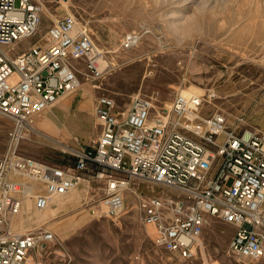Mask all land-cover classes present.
<instances>
[{"label":"built area","instance_id":"obj_1","mask_svg":"<svg viewBox=\"0 0 264 264\" xmlns=\"http://www.w3.org/2000/svg\"><path fill=\"white\" fill-rule=\"evenodd\" d=\"M41 20L37 0H0V114L13 124L0 157V264H57L32 260V252L54 233L43 227L17 230V219L27 199L43 210L75 189L84 172L95 170L105 181L99 205L107 216L123 208L134 179L175 193L152 194L141 204L143 221L156 228L166 250L193 255L207 218L214 216L236 226L233 252L251 260L264 257V131L228 128L219 112L201 117L203 97L197 93H178L161 110L151 97L137 95L126 112L112 97L100 96L101 134L73 153L72 164L21 151L34 117L79 88L81 64L93 78L103 73L102 52L73 14L55 20L45 42L15 55L6 49L37 34ZM133 37L125 38L126 47Z\"/></svg>","mask_w":264,"mask_h":264},{"label":"rangeland","instance_id":"obj_2","mask_svg":"<svg viewBox=\"0 0 264 264\" xmlns=\"http://www.w3.org/2000/svg\"><path fill=\"white\" fill-rule=\"evenodd\" d=\"M37 1L42 6L38 33L6 49L15 55L45 42L55 20L75 15L78 26L87 30L102 52L103 73L93 78L81 64V84L70 93L76 95L74 106L85 102L94 108L97 98L108 95L117 109L126 112L133 98L143 95L161 110L169 108L178 93L192 92L203 97L201 117L219 112L227 118L228 128L264 131V0ZM130 34L137 39L126 48L123 42ZM87 117L86 126L76 135L79 139L63 137L49 123L41 129L33 125L21 139L20 149L39 160L62 163L92 144L98 128ZM12 125L0 114V157ZM71 127L78 128V123L72 122ZM95 172H84L86 181L71 191L81 193L80 201L62 209L50 223L23 228L29 210L27 205L22 209L17 230L43 227L54 233L52 241L32 252L33 262L264 264V257L251 260L233 252L230 241L236 226L214 216L207 218L193 255L166 250L157 241L156 228L143 221L141 204L152 194L175 193L134 179L125 192L123 208L117 216H107L99 205L105 181Z\"/></svg>","mask_w":264,"mask_h":264},{"label":"crops","instance_id":"obj_3","mask_svg":"<svg viewBox=\"0 0 264 264\" xmlns=\"http://www.w3.org/2000/svg\"><path fill=\"white\" fill-rule=\"evenodd\" d=\"M76 95L70 93L61 96L56 104L44 110L34 117V125L37 129H41L45 123L52 125L53 130L60 133L63 137L72 140L79 139L78 136L84 126L89 115L94 120V126L98 128L93 134L92 141L97 140L102 131V124L98 120L96 114V103L94 108L90 103H79L74 106ZM98 99V98H97ZM97 102V100H96ZM72 122L78 123L77 127H71ZM51 136V135H50ZM62 163L72 164L71 158H63ZM53 205V204H52Z\"/></svg>","mask_w":264,"mask_h":264},{"label":"bare ground","instance_id":"obj_4","mask_svg":"<svg viewBox=\"0 0 264 264\" xmlns=\"http://www.w3.org/2000/svg\"><path fill=\"white\" fill-rule=\"evenodd\" d=\"M134 35L135 34H133V36ZM136 39H137L136 37H133L132 40H131V42H130V45L127 46V47L125 46V44H127L126 43V40H125L123 42L124 43V46L126 48H129L130 46H132V44L135 42L134 40H136ZM137 41H139V38H138ZM184 93L185 94H190L192 92H189V93L184 92ZM33 125H34V120H33ZM84 181H86V179H82L80 182H84ZM129 189H130V187H129ZM80 194L81 193H79V192L77 193L75 191V192H69V193L64 194V195L56 196L52 200V202L49 204V206L46 207L43 210H39L36 207L34 208L32 202L29 199H27V201L25 202V205H27V210H29V211H27V217L25 218V223L22 225V227L23 228H30L31 223L32 224L33 223H36V226L41 225L43 223H50L54 218H56L57 215L60 214V212L62 211V209H66V208L68 209L69 207L75 205L78 201H80V199H81ZM129 194H130V192H129ZM133 203H134V210L137 212L139 210V207L135 203V201H133ZM25 205H24V207H25ZM19 216H21V214ZM18 225L19 224L16 222V226H18Z\"/></svg>","mask_w":264,"mask_h":264}]
</instances>
